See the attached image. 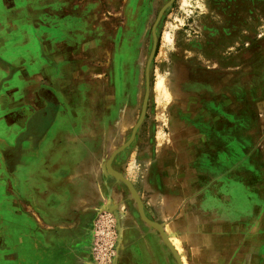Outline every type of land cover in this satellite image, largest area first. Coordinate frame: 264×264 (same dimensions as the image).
<instances>
[{
    "label": "rangeland",
    "instance_id": "374dc122",
    "mask_svg": "<svg viewBox=\"0 0 264 264\" xmlns=\"http://www.w3.org/2000/svg\"><path fill=\"white\" fill-rule=\"evenodd\" d=\"M63 18L80 41L40 127L57 114L56 143L129 184L127 203L107 189L89 264H132L139 227L158 233L160 264H264V0H67Z\"/></svg>",
    "mask_w": 264,
    "mask_h": 264
},
{
    "label": "crops",
    "instance_id": "0c3cea01",
    "mask_svg": "<svg viewBox=\"0 0 264 264\" xmlns=\"http://www.w3.org/2000/svg\"><path fill=\"white\" fill-rule=\"evenodd\" d=\"M65 1L0 0V204L6 203L0 234L5 216L8 251L13 252L7 264H89L90 223L104 209L107 189L113 188L115 202L127 203V185L111 184L103 175L106 168L96 165L95 170L86 161L94 153L56 143L62 126L57 114L50 127L27 132L33 117L51 105L56 112L50 92H59L58 75L73 71L80 37L68 27L79 22L64 21ZM20 137L24 151L15 147ZM122 154L111 156L113 167L121 168ZM128 242L138 249L135 258L129 255L132 264H160L162 241L156 231L139 227ZM18 250L24 253L17 256Z\"/></svg>",
    "mask_w": 264,
    "mask_h": 264
},
{
    "label": "flooded vegetation",
    "instance_id": "af4514ba",
    "mask_svg": "<svg viewBox=\"0 0 264 264\" xmlns=\"http://www.w3.org/2000/svg\"><path fill=\"white\" fill-rule=\"evenodd\" d=\"M45 112V113H44ZM41 113V115L38 117H33L28 123L27 127L29 131L30 128L36 129V128H41L40 126H44L45 123H47V120L50 119L51 113H52V107L49 106L46 111Z\"/></svg>",
    "mask_w": 264,
    "mask_h": 264
},
{
    "label": "water",
    "instance_id": "95a60500",
    "mask_svg": "<svg viewBox=\"0 0 264 264\" xmlns=\"http://www.w3.org/2000/svg\"><path fill=\"white\" fill-rule=\"evenodd\" d=\"M149 62H150V59L147 61L146 68H145L146 82H147V76H148ZM121 180H123L125 182V184L129 187V184H128V182L126 180H124V179H121ZM135 199H136L137 202H139L136 196H135ZM138 209H139V212H140V205L138 206Z\"/></svg>",
    "mask_w": 264,
    "mask_h": 264
},
{
    "label": "bare ground",
    "instance_id": "6f19581e",
    "mask_svg": "<svg viewBox=\"0 0 264 264\" xmlns=\"http://www.w3.org/2000/svg\"><path fill=\"white\" fill-rule=\"evenodd\" d=\"M161 80H159V83H161L160 82ZM159 83H158V85H159ZM160 86V85H159ZM165 88V87H164ZM167 89V88H166ZM79 114V113H78ZM83 116V115H82ZM81 118V117H80ZM80 122V121H79ZM81 124V123H80ZM108 174V173H107ZM120 213V212H119ZM123 217V216H122ZM183 264H185V263H183Z\"/></svg>",
    "mask_w": 264,
    "mask_h": 264
},
{
    "label": "built area",
    "instance_id": "2783aa9c",
    "mask_svg": "<svg viewBox=\"0 0 264 264\" xmlns=\"http://www.w3.org/2000/svg\"><path fill=\"white\" fill-rule=\"evenodd\" d=\"M100 234H104V231H103V230H101V231H100Z\"/></svg>",
    "mask_w": 264,
    "mask_h": 264
}]
</instances>
